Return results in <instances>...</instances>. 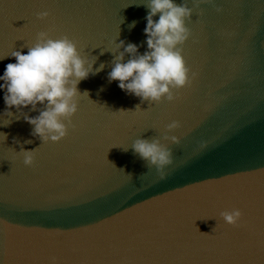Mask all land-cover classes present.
Listing matches in <instances>:
<instances>
[{
	"label": "water",
	"instance_id": "obj_1",
	"mask_svg": "<svg viewBox=\"0 0 264 264\" xmlns=\"http://www.w3.org/2000/svg\"><path fill=\"white\" fill-rule=\"evenodd\" d=\"M5 111L0 97V116ZM11 111L0 118L7 136L0 138V264H264V247L149 194L63 141L43 143ZM6 119L12 123L3 126ZM21 148L36 150L32 166Z\"/></svg>",
	"mask_w": 264,
	"mask_h": 264
},
{
	"label": "clouds",
	"instance_id": "obj_2",
	"mask_svg": "<svg viewBox=\"0 0 264 264\" xmlns=\"http://www.w3.org/2000/svg\"><path fill=\"white\" fill-rule=\"evenodd\" d=\"M192 2L199 8L210 0ZM146 7L149 11L144 34L148 50L141 54L139 48L142 45L123 40L115 42L114 50H109L114 54V60L108 79L110 83L118 81L121 90L135 95L142 102L159 103L165 98L173 102L176 99L173 90L190 86L197 76L187 66L181 48L192 36L187 22L193 15V8L189 7L187 0L182 4L176 3V0H148ZM48 16V12L41 13L40 19ZM157 16L158 20L155 19ZM136 23L133 21L130 28H134ZM25 47L28 49L27 54L22 50L14 51L11 56L16 62L7 64L3 75H0V90L4 91L6 105V111L0 118L13 117L11 109L15 108L20 113L15 116L16 120L23 117L34 126L33 136L39 137L43 143H58L69 135L71 118L79 111L78 97L84 94L89 96L87 91L81 94L78 85L90 75L98 74L105 65L94 69L95 60L85 59L77 43L67 36L52 38L47 32H40L37 41ZM126 56L131 57L127 62ZM6 57L0 58V61ZM39 105H43V108L39 109L38 116L31 117L23 111L29 106L36 111ZM11 123V119H6L3 126ZM179 127L180 123L174 121L167 126V130L172 132ZM0 138L5 141L7 136L0 133ZM163 139L179 143L180 138L165 135ZM26 143L31 144L32 140ZM131 147L147 166L157 169L161 180L166 178V169L173 164L174 159L167 144L160 139H137ZM124 150L127 151V148ZM35 151L21 148L25 165L34 164ZM220 215L226 224L238 227L244 213L240 209H233Z\"/></svg>",
	"mask_w": 264,
	"mask_h": 264
},
{
	"label": "snow or ice",
	"instance_id": "obj_3",
	"mask_svg": "<svg viewBox=\"0 0 264 264\" xmlns=\"http://www.w3.org/2000/svg\"><path fill=\"white\" fill-rule=\"evenodd\" d=\"M50 31H54L55 30V28L54 27H50V29H49ZM19 40H24V39H19ZM25 41V40H24ZM119 145H116L115 147H118ZM120 147V146H119ZM261 175H264V171H262L261 173H260Z\"/></svg>",
	"mask_w": 264,
	"mask_h": 264
}]
</instances>
